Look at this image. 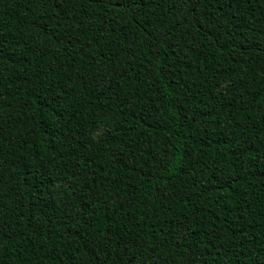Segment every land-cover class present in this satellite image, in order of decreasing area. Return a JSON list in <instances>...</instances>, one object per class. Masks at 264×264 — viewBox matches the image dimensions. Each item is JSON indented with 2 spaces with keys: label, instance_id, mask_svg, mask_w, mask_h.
<instances>
[{
  "label": "trees",
  "instance_id": "16d2710c",
  "mask_svg": "<svg viewBox=\"0 0 264 264\" xmlns=\"http://www.w3.org/2000/svg\"><path fill=\"white\" fill-rule=\"evenodd\" d=\"M0 264H264V0H0Z\"/></svg>",
  "mask_w": 264,
  "mask_h": 264
}]
</instances>
